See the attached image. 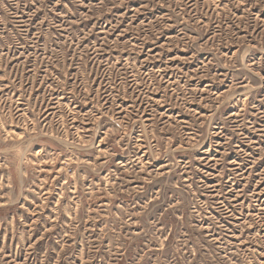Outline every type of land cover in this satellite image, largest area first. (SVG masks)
<instances>
[{"label":"rangeland","instance_id":"1","mask_svg":"<svg viewBox=\"0 0 264 264\" xmlns=\"http://www.w3.org/2000/svg\"><path fill=\"white\" fill-rule=\"evenodd\" d=\"M0 264H264V0H0Z\"/></svg>","mask_w":264,"mask_h":264}]
</instances>
